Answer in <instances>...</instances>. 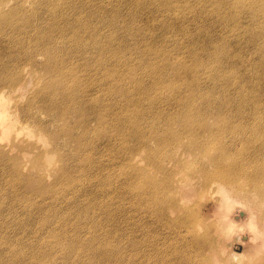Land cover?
I'll list each match as a JSON object with an SVG mask.
<instances>
[{
  "label": "bare ground",
  "instance_id": "bare-ground-1",
  "mask_svg": "<svg viewBox=\"0 0 264 264\" xmlns=\"http://www.w3.org/2000/svg\"><path fill=\"white\" fill-rule=\"evenodd\" d=\"M0 52L30 67L0 65V264L264 246V0H0ZM17 119L63 143L53 187L39 174L23 198L2 153Z\"/></svg>",
  "mask_w": 264,
  "mask_h": 264
},
{
  "label": "rangeland",
  "instance_id": "rangeland-1",
  "mask_svg": "<svg viewBox=\"0 0 264 264\" xmlns=\"http://www.w3.org/2000/svg\"><path fill=\"white\" fill-rule=\"evenodd\" d=\"M4 52H0V65L5 63L7 60L9 61L8 68L11 71H22L24 73H28L30 67L27 63H23L22 61H12V59L3 54ZM9 86V85H8ZM34 85L30 84L28 86L26 92H24L19 99H17V91L11 89L7 96L4 97L7 102L6 112L9 115L18 116L23 108L27 107L29 102V98L33 94ZM8 100L10 105L8 106ZM20 106V110L16 109V105ZM22 114V112H21ZM57 122V121H56ZM18 124V125H17ZM17 126L14 127V131L18 133L19 137L15 139V136L12 135V139H14L15 144L10 151L9 146H5L2 150V153L6 158L13 159V163H15L19 168L24 169V171L19 174L22 182L20 186L22 187L24 194L19 198H23L24 195L36 194V190L34 188V180L39 178V174H45L44 181L46 183H52V187L56 182V175L53 173L54 168L61 167L62 161L59 159L60 154L63 150H61L62 142L55 131V127H49L50 131L42 132L39 131L35 125L31 123L21 121L17 119ZM94 124V122H93ZM9 134H2L0 130V142L3 143L7 141ZM95 144V143H94ZM103 146V145H102ZM98 148H101L98 146ZM41 153L42 156H46L43 160L45 161L43 165H37L36 157L37 154ZM1 162H4L1 159ZM27 171V173H26ZM184 171V170H182ZM73 175H79L80 172L73 171L71 172ZM25 178V179H24ZM24 181L27 183L25 184ZM9 177L7 175L0 176V189L5 191L9 190ZM58 186H56L57 188ZM18 198V199H19ZM212 212L211 204L207 202V200L203 202L201 209L196 207V213L200 216L203 214H209ZM242 233V232H241ZM236 235V236H235ZM231 236V238L227 241L229 246L226 244V253L225 251L213 250L212 248H208L204 245L202 248L196 250H192L187 246H184V250L178 256L171 255V261L168 264H260L264 263V246L249 250L245 241H243L241 235L237 236V233ZM200 240L203 239L204 235L199 236ZM188 241H185L187 243ZM249 250V251H248ZM252 251L255 254H252ZM230 252L234 253V256L230 254ZM236 254V255H235ZM162 254H156L155 259L160 260Z\"/></svg>",
  "mask_w": 264,
  "mask_h": 264
}]
</instances>
